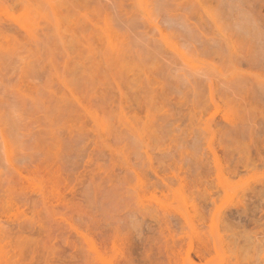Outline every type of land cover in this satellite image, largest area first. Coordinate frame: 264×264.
<instances>
[{
    "label": "rangeland",
    "instance_id": "374dc122",
    "mask_svg": "<svg viewBox=\"0 0 264 264\" xmlns=\"http://www.w3.org/2000/svg\"><path fill=\"white\" fill-rule=\"evenodd\" d=\"M0 264H264V0H0Z\"/></svg>",
    "mask_w": 264,
    "mask_h": 264
},
{
    "label": "bare ground",
    "instance_id": "6f19581e",
    "mask_svg": "<svg viewBox=\"0 0 264 264\" xmlns=\"http://www.w3.org/2000/svg\"><path fill=\"white\" fill-rule=\"evenodd\" d=\"M156 175V174H155Z\"/></svg>",
    "mask_w": 264,
    "mask_h": 264
}]
</instances>
